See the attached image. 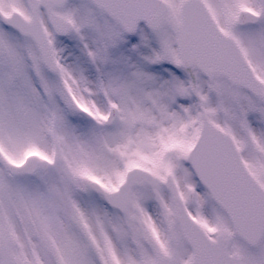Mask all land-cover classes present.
<instances>
[{
    "label": "snow or ice",
    "instance_id": "snow-or-ice-1",
    "mask_svg": "<svg viewBox=\"0 0 264 264\" xmlns=\"http://www.w3.org/2000/svg\"><path fill=\"white\" fill-rule=\"evenodd\" d=\"M0 264H264V0H0Z\"/></svg>",
    "mask_w": 264,
    "mask_h": 264
}]
</instances>
